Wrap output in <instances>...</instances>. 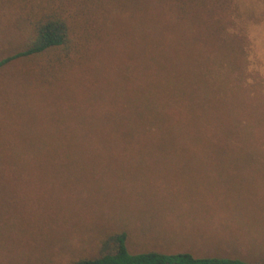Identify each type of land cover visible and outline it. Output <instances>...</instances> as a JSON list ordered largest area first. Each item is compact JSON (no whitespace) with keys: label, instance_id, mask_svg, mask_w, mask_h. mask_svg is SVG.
I'll return each mask as SVG.
<instances>
[{"label":"rangeland","instance_id":"1","mask_svg":"<svg viewBox=\"0 0 264 264\" xmlns=\"http://www.w3.org/2000/svg\"><path fill=\"white\" fill-rule=\"evenodd\" d=\"M112 1L123 14L88 71H71L50 88L27 75L31 61L0 71V149L15 155H0V264L92 257L100 239L118 231L128 233L133 253L264 260V0H197L178 16L175 0ZM4 3L0 59L20 43ZM146 36L207 57L222 85L215 99L225 145L241 158H211L187 128L175 130V142L171 130L158 129L103 144L66 123L73 114L113 113L119 86L124 95L133 90L118 83L122 60ZM96 87L99 96L91 94ZM97 102L107 107L94 110ZM57 134L77 142L53 143Z\"/></svg>","mask_w":264,"mask_h":264},{"label":"trees","instance_id":"2","mask_svg":"<svg viewBox=\"0 0 264 264\" xmlns=\"http://www.w3.org/2000/svg\"><path fill=\"white\" fill-rule=\"evenodd\" d=\"M196 1L175 0V5L170 8L173 13L178 8L175 14L183 15L182 12L194 8ZM4 2L3 6L11 10L10 21L13 19V23H17L20 43L16 51L0 59V71L16 63L31 61L30 67H36L32 68V75H27L36 77L37 83L44 88L55 86L71 71H88L102 42L108 43L112 37L114 21L120 19L116 14H123L121 7L115 11L112 0ZM7 28L0 22V32L7 31ZM161 40L144 37L137 47L128 51L125 63L122 60L118 83L126 81L133 90L124 95L128 88L119 86L113 113L73 114L66 123L71 127L81 124L89 141L103 144L125 143L138 131L158 129L171 130V141L175 142V130L187 128L191 129L197 144L209 147L206 153L211 158H241L236 149L225 145L224 118L215 99L222 91V85L215 83L207 57L200 51L187 48L167 50L160 46ZM97 90L96 87L91 94L99 96ZM199 106L207 107L198 112ZM106 107L105 102H97L94 110ZM53 121L57 126L64 122L60 115ZM111 133L115 137L118 133L120 140L111 137ZM57 135L55 141L50 139L53 143L63 141L64 145H69L77 142L76 136L70 139L64 134ZM22 139L29 140L27 136ZM38 139L45 142V139ZM10 150L14 152V149ZM50 151L52 157L57 158L56 150L51 148ZM0 155H5L3 149H0ZM14 156L5 155L15 159ZM128 239L126 231L106 234L98 242L95 256L66 264H264V260L251 262L231 257L197 258L191 253L168 254L155 250L133 253L128 248Z\"/></svg>","mask_w":264,"mask_h":264}]
</instances>
